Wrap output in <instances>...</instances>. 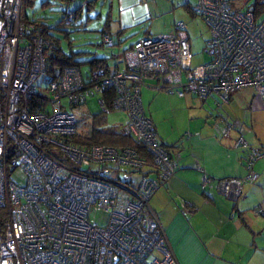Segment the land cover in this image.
<instances>
[{"label": "built area", "instance_id": "2783aa9c", "mask_svg": "<svg viewBox=\"0 0 264 264\" xmlns=\"http://www.w3.org/2000/svg\"><path fill=\"white\" fill-rule=\"evenodd\" d=\"M238 1L191 4L208 30L204 62L190 65L184 23L176 20L164 31L136 37L120 65H96L83 75L78 66L65 65L49 77L44 57L51 39L42 26L19 19L20 0H0V264H178L148 204L176 162L143 113L139 90L154 80L152 87L177 95L224 99L228 91L251 87L263 96L264 22L249 7L234 8ZM62 11L61 22L69 24L74 12ZM102 41L110 44L111 38L104 34ZM106 89L112 91L107 101ZM94 93L101 94L102 113L123 112L116 132L141 145L147 159L133 146L69 139L77 132L69 107ZM234 124L224 122L221 135ZM234 145L245 150V172L215 181L216 191L228 198L255 179L252 165L264 157L240 133ZM120 168L126 181L111 177ZM132 171L139 174L136 181ZM209 180L202 173L200 187ZM91 208L107 212L104 224L90 221Z\"/></svg>", "mask_w": 264, "mask_h": 264}, {"label": "crops", "instance_id": "0c3cea01", "mask_svg": "<svg viewBox=\"0 0 264 264\" xmlns=\"http://www.w3.org/2000/svg\"><path fill=\"white\" fill-rule=\"evenodd\" d=\"M194 1L111 0L116 5L111 9L108 3L109 25L101 30V40L107 34L109 45L121 41L123 49L136 37L150 34V27L159 18L162 28L175 20L183 21L191 14ZM256 17L264 22V0ZM152 83L146 80L140 87V103L176 167L166 183L153 191L148 204L176 261L264 264V157L255 160V179L242 182L235 198L215 189L218 178L245 172V150L234 145L237 133L247 144L264 150V95L244 87L228 91L224 99L215 94L200 98L187 91L181 95L161 91ZM161 103L162 109L158 108ZM224 122L235 123L225 136L221 135ZM143 170L150 169L144 166ZM202 173L210 178L203 188Z\"/></svg>", "mask_w": 264, "mask_h": 264}, {"label": "rangeland", "instance_id": "374dc122", "mask_svg": "<svg viewBox=\"0 0 264 264\" xmlns=\"http://www.w3.org/2000/svg\"><path fill=\"white\" fill-rule=\"evenodd\" d=\"M246 2L247 0H239L235 4L232 3V6L234 8L243 7ZM108 3L111 4V9L116 5L111 0H92L91 5L86 6L88 8L86 9L85 0H72L69 4L71 7L80 5L81 8L69 24H63L60 21L61 9L64 6L63 0H20L19 19L24 21L38 18L43 23L45 32L55 40L57 49L62 53L72 55L75 60L80 61L77 66L83 75L89 67L86 62L87 58L91 56H103L107 66L121 64L120 49L123 46L120 44L121 41L107 45L101 40L100 36L101 30L107 27V23L109 25V20L106 19ZM183 21H185V29L188 34L189 48L192 55L190 65L206 61L209 56L202 50L207 36L206 25L201 17L194 13L188 14ZM161 24V19H157L150 27V32H161L171 26L162 28ZM128 41L129 39L126 40V42ZM39 82L44 85L42 77H39ZM152 82L154 83V80ZM100 97L101 94L99 93L90 94L86 96L84 101L69 107L74 115L77 132L83 133L90 128L92 114L99 110L97 99ZM61 102L64 104L65 99L62 98ZM163 105L164 103L158 104V108L162 109ZM104 116L103 123L116 128L117 124L123 119V112L111 110L105 113ZM79 167L84 168L85 165L80 164ZM126 174L127 171L122 168L111 171V177L120 181H126ZM131 175L135 181L138 179L139 174L137 171H132ZM14 177L19 180L21 175L15 171ZM106 216L107 212L101 208H91L88 212L90 221L97 225L104 224Z\"/></svg>", "mask_w": 264, "mask_h": 264}, {"label": "trees", "instance_id": "16d2710c", "mask_svg": "<svg viewBox=\"0 0 264 264\" xmlns=\"http://www.w3.org/2000/svg\"><path fill=\"white\" fill-rule=\"evenodd\" d=\"M70 1H72V0H63L64 6L61 9L60 21H61V16H63V11L62 10L65 7H69L74 12V18L76 17L78 11L80 10V8H81L80 5L75 6V7H71L69 5ZM93 1H95V0H93ZM91 2H92V0H85V7L91 5ZM244 6L249 7L251 9L253 15L256 17L259 14V12H260V8L262 6V0H247L246 4ZM86 9H88V8L86 7ZM191 13H194V12H192V10H191ZM28 20L32 21L33 23L35 22L38 25L42 26L43 34L48 36L51 39V41H52L51 47L49 48L48 52L46 51L45 57H44L47 76H49V77L53 76L54 75V70L56 68L59 69V68H62L63 66H65V65L77 66L78 62H80V61L77 60V59L75 60L72 57V55L62 53L59 49H57L55 40L53 38H51L45 32V27L43 26V23L38 20V18L28 19ZM184 29H185V23H184ZM186 34H187V31H186ZM145 35H147V34H145ZM207 36H208V30H207ZM187 37H188V34H187ZM107 45H109V44H107ZM189 47H190V44H189ZM124 48H126V47H124ZM124 48L121 49V53L124 50ZM86 62L89 65L88 69L91 68V67H95L96 65H103L104 63H106L105 62V58L103 56H91V57L87 58ZM111 92L112 91L110 89L109 90L106 89V91L104 92V93H106V95H105L106 99L104 98V100L107 101V97L111 96ZM104 115H105V113H102L100 110H98V112H96V113H93L92 117H91V126H90V128L86 132H83V133L75 132L72 136H70L69 139L71 141H73V142H76V143L82 144V145L98 143V144L111 145V146H115V147L116 146H118V147L119 146H131L132 147L133 146V147L137 148L139 153L141 155H143L147 159L148 156H147L146 152L144 151V148L141 145L135 143L134 140L130 136L120 135V134H118L116 132V128H113L111 126H107V125H105L103 123V121L105 119ZM149 174L152 175L153 173L149 172ZM164 183H166V182H164ZM164 183H162L160 185H163Z\"/></svg>", "mask_w": 264, "mask_h": 264}]
</instances>
